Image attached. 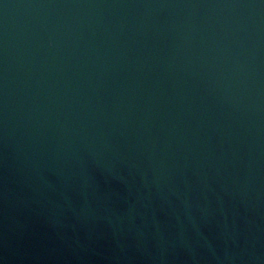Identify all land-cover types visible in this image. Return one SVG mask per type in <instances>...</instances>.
<instances>
[{"label": "water", "instance_id": "1", "mask_svg": "<svg viewBox=\"0 0 264 264\" xmlns=\"http://www.w3.org/2000/svg\"><path fill=\"white\" fill-rule=\"evenodd\" d=\"M0 264H264V0H0Z\"/></svg>", "mask_w": 264, "mask_h": 264}]
</instances>
